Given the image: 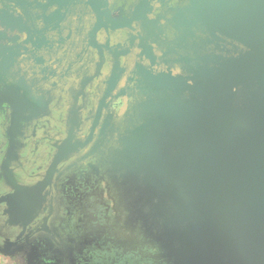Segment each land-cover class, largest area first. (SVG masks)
<instances>
[{"label":"rangeland","instance_id":"374dc122","mask_svg":"<svg viewBox=\"0 0 264 264\" xmlns=\"http://www.w3.org/2000/svg\"><path fill=\"white\" fill-rule=\"evenodd\" d=\"M119 3L122 10L147 6ZM160 4L147 12L141 33L155 54L177 50L164 63L174 76L133 77L130 102L110 120L96 155L69 171L68 219L53 224L71 240L68 250L62 256L41 246L0 249V264H199L210 239L208 222L219 216L231 223L240 215L231 191L264 173V89L250 82L252 65L233 63L211 44L190 0ZM0 20L8 22H0V39L14 34L11 43L48 41L21 16L0 12ZM17 54L15 69L30 94L21 85L19 91L31 102L30 87L40 89L34 100L47 98L48 110L63 118L66 108L54 106L56 87L48 78L54 65L44 53ZM16 83L0 77V91L16 95ZM52 125L46 120L38 128ZM28 228L20 226L17 235Z\"/></svg>","mask_w":264,"mask_h":264},{"label":"flooded vegetation","instance_id":"af4514ba","mask_svg":"<svg viewBox=\"0 0 264 264\" xmlns=\"http://www.w3.org/2000/svg\"><path fill=\"white\" fill-rule=\"evenodd\" d=\"M41 1L0 0V12L23 17L35 35L48 38L39 46L11 43L14 34L0 39V77L16 81L18 88L16 95L0 91V249L10 253L41 246L63 256L71 240L62 236L63 231L57 233L53 224L62 226L68 219L64 206L69 171L96 155L110 120L130 102L132 78L152 81L173 75L175 69L164 63L173 61L177 50L155 54L144 45L141 33L147 12H157L160 1L167 5L169 0H142L146 7L131 5L125 10L115 7L122 0ZM17 51L37 57L44 53L54 65L48 78L56 87L54 106L62 112L66 108L63 118L48 110L52 102L47 98L38 95L34 100L40 89L30 87L31 102L19 91L21 85L28 92V83L15 69L20 62ZM254 80L264 85L259 75ZM46 120L52 127L39 129ZM21 189L24 198L17 200L15 217L11 204ZM22 225L29 228L17 235Z\"/></svg>","mask_w":264,"mask_h":264},{"label":"water","instance_id":"95a60500","mask_svg":"<svg viewBox=\"0 0 264 264\" xmlns=\"http://www.w3.org/2000/svg\"><path fill=\"white\" fill-rule=\"evenodd\" d=\"M190 1L198 22L215 42L211 44L226 52L233 63L252 65L249 80L264 89L254 80L257 74L264 84V0ZM24 191L10 199L15 217ZM29 191L38 194L35 189ZM231 197L240 202L242 211L231 223L219 216L208 222L210 239L199 264H264V229L259 227L264 214V173L233 189Z\"/></svg>","mask_w":264,"mask_h":264}]
</instances>
